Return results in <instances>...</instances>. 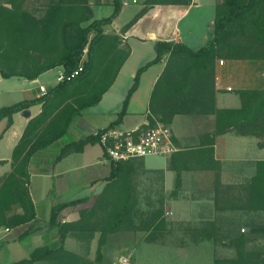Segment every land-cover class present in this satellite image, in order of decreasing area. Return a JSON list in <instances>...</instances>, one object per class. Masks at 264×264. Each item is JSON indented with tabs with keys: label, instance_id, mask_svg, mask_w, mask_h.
Listing matches in <instances>:
<instances>
[{
	"label": "trees",
	"instance_id": "obj_1",
	"mask_svg": "<svg viewBox=\"0 0 264 264\" xmlns=\"http://www.w3.org/2000/svg\"><path fill=\"white\" fill-rule=\"evenodd\" d=\"M27 2L5 0L0 3V78L32 81L60 67L64 79L44 95L36 98L32 92L24 93L22 101L0 107V121L5 120V131L11 126L14 114L41 105L40 113L29 120L12 150L10 172L0 177V228L12 230L26 225L17 236L18 240L39 230L33 226L37 211L44 204H34L31 200L28 190L30 162L36 154L61 140L72 120L84 109L100 101L129 56L128 49L119 48L118 35L104 34V27L112 25L121 11V0H94L96 6L112 8L109 16L100 19H93L89 0H49L38 16L25 8ZM190 2L143 0V8L122 27L121 33L153 6H188ZM154 50L155 57L135 72L122 107L109 126L121 123L141 74L163 60V71L149 100L150 125L155 119L169 126L176 115L211 116L214 122L212 137L231 132L235 136L257 138L260 140L258 147H264V87L237 90L239 107L222 109L216 108L214 89L216 60L260 61L264 67V0L217 2L213 36L208 45L198 50L172 41H158ZM75 71L77 75L67 80ZM86 144H97L96 138L92 135L66 143L51 163L81 152ZM209 153L212 155V149ZM138 161L110 162L106 184L92 201L81 199L52 206L46 229L56 230L54 247L33 248L27 258L12 264H103L102 249L110 235L142 228L135 224L134 214L138 205L135 181ZM263 176V163L258 162L255 178L260 183L261 197ZM88 201L91 205L79 210L76 221H57L65 208ZM163 221L160 207L147 215L144 228L156 229ZM257 234L264 235V225L230 238L234 257L230 260L216 258L214 264H264V243H255L257 240L253 236ZM67 239L82 244L86 254L67 250ZM93 241L96 247L91 259L89 251Z\"/></svg>",
	"mask_w": 264,
	"mask_h": 264
},
{
	"label": "crops",
	"instance_id": "obj_2",
	"mask_svg": "<svg viewBox=\"0 0 264 264\" xmlns=\"http://www.w3.org/2000/svg\"><path fill=\"white\" fill-rule=\"evenodd\" d=\"M46 1L45 4L49 0ZM219 1L221 0H210L205 5L208 11L206 10L204 17H200L204 5L191 0L188 6H153L125 33H121L125 24H118L117 18L110 29L104 30L106 35L120 37L119 48L128 49L129 56L100 101L84 109L72 120L67 134L61 140L36 154L30 162L28 190L31 200L34 204L44 203L37 211V221L33 226L39 230L18 240L17 236L26 225L8 232L5 228H0V252L4 250L10 257L11 246L18 244L28 255L32 249V246H27L29 240L30 245L38 243L37 247H54L56 230L46 229L52 206L81 199L92 201L104 188L110 172L109 164L102 161V150L98 144H86L81 152L71 153L52 164L58 151L66 143L94 135L116 119L133 83L135 72L155 57L154 46L158 41L182 43L194 51L208 45L213 36L215 5ZM89 4L94 9L103 6L94 5V0L93 4L89 0ZM123 5L126 6L125 3ZM191 12L195 14L193 21L184 23ZM146 20L159 21L156 32L149 31L146 36L135 34L137 27ZM133 44L144 46L147 52L136 54ZM164 64L165 61L162 60L141 74L138 87L131 95L126 114L119 124L121 127L133 128L149 122L150 96ZM39 77L32 81L16 79L9 87L18 96L15 103L22 101L24 93L32 92L36 98L41 96L36 89L37 85L43 84ZM8 79L0 78V82ZM263 87L262 62L224 60L220 65L219 60L215 61L216 108H237L240 104L237 90ZM28 110L29 118L22 117L20 113L14 114L11 126L5 131L6 122L0 121V177L10 172L12 150L29 120L40 113L41 105H34ZM169 127L178 151L169 157L140 159L136 168V177L143 175L148 189L162 187L164 221L156 229L142 227L110 235L102 249L103 264H117L118 258L123 256L130 257L128 264H146L152 255L149 252L151 250H164V254L172 251L174 257L181 258L183 264H214L216 258L230 260L234 257V250L229 245L230 238L241 233L247 234L254 226L264 225V176L262 197L260 183L255 178L257 163L262 162L264 167V147H258L260 140L235 136L231 132L212 137L214 122L211 116L176 115ZM94 145H98L100 150H96ZM210 149L212 155L209 153ZM135 181L137 185V178ZM78 188L82 190L78 191ZM87 189L84 196L77 194ZM151 194L148 196L153 198L154 190ZM91 201L65 208L59 213L57 221H76L79 210L89 207ZM162 253L157 258L162 257ZM16 261L19 260L14 262ZM156 264L169 263L161 261Z\"/></svg>",
	"mask_w": 264,
	"mask_h": 264
},
{
	"label": "rangeland",
	"instance_id": "obj_3",
	"mask_svg": "<svg viewBox=\"0 0 264 264\" xmlns=\"http://www.w3.org/2000/svg\"><path fill=\"white\" fill-rule=\"evenodd\" d=\"M126 0H121L122 2V7L123 9L121 10L120 14L117 17V22L118 24H127L132 17L140 10L143 8V0H135L134 2L132 1H128L126 4V6H124V2ZM198 2H200L201 4H203L204 6L201 9V16L200 17H204L207 14L208 11V7L205 6L208 4V2H210V0H196ZM5 0H0V3H4ZM45 2H47L46 0H43V2H41V0H28V2L25 4V8L30 11L31 13L35 14L36 16L39 15V11L42 9V7L45 4ZM92 4H93V0H91ZM95 8V7H94ZM93 9V17L94 19H100L103 17H107L111 14L112 12V8L111 6H99L96 9ZM207 10V11H206ZM192 12H195V10H193ZM191 14L189 16H187L185 18V20L183 21L184 23H189L192 22L194 19L195 14ZM158 20L156 21H144L142 24H140L137 29L135 30V34L137 35H142V36H146L147 32L149 31H153L154 33L156 32V25L158 24ZM87 24V23H86ZM85 25V24H84ZM105 29H110V25H108L107 27H104ZM92 37V34L89 36V38ZM133 47L135 48L134 50L136 51V54H144L147 52L146 48L144 46H140V45H135L133 44ZM135 54V55H136ZM82 60H85V56L83 57ZM135 61V58L134 60ZM220 61V60H219ZM133 63V62H131ZM62 75V70L59 67H56L54 69H51L45 73H43L42 75H40L39 79L41 82H43L42 85H45V89L46 92L50 89L53 88L57 83V78L59 76ZM18 77H11L10 79L4 81V82H0V107L3 106H9L11 104H14L16 102V100H18V96H16L15 93H12L14 91H10L9 87L11 85H13L17 80ZM23 81V80H21ZM39 85L36 86V89L39 92ZM40 93V92H39ZM95 146V145H94ZM96 150H100L99 146H95ZM137 191H138V205L136 207V211H135V224L138 225V227H145L144 221L147 219V215L154 211L159 209L160 207L163 209V214H164V196H163V190L161 186H157V187H153L154 190V195L153 198H151L152 196H148L152 195L151 193H153V190L148 189V187L146 186V182L144 181L145 178L143 175H138L137 177ZM98 189V187L95 189V191ZM81 191V189L78 188V191ZM88 192V189L85 190V192H77L78 195L84 196L83 194H86ZM254 239L257 240V242H255L256 244L259 243V245L264 243V235H254L253 236ZM11 244V243H10ZM27 246H32V249L38 246V243H33L30 245V240L29 242H27ZM96 247V242L93 241L91 243L90 246V251H89V257L92 259L93 258V253ZM3 248V247H2ZM65 248L69 251L72 252H76L79 254H86V251L84 249V247L82 246V244L69 239L66 244H65ZM10 257L7 255V252L2 250L0 252V264H10L12 262H14L15 260H20L22 258H27L28 255L26 253V250H23V248H19L18 244H13L10 248ZM143 251V250H142ZM152 255L150 256V258H148V263L146 264H156V263H160L165 262V263H169L170 261L172 262L171 264H175L176 262L178 264H183L181 263V258H175L174 255L172 254V251H170L167 254H164V250H151L149 251ZM163 252L162 257H158L159 254ZM167 252V250L165 251ZM155 255V258H152ZM143 256V254L141 255ZM142 259V258H141ZM146 260V259H145Z\"/></svg>",
	"mask_w": 264,
	"mask_h": 264
},
{
	"label": "built area",
	"instance_id": "obj_4",
	"mask_svg": "<svg viewBox=\"0 0 264 264\" xmlns=\"http://www.w3.org/2000/svg\"><path fill=\"white\" fill-rule=\"evenodd\" d=\"M134 2L135 0H126ZM222 65L223 61H219ZM78 71H81L79 68ZM75 71L66 79L77 75ZM64 79L61 75L57 78L60 82ZM230 91V88H227ZM41 95L46 93L43 85L39 86ZM102 150V161L123 162L132 159L140 160L147 157H169L178 151L172 140V132L169 126L154 119V124L145 122L142 126L123 128L120 125L107 126L93 135ZM8 232V229H5ZM129 256L118 258L117 264H128Z\"/></svg>",
	"mask_w": 264,
	"mask_h": 264
},
{
	"label": "water",
	"instance_id": "obj_5",
	"mask_svg": "<svg viewBox=\"0 0 264 264\" xmlns=\"http://www.w3.org/2000/svg\"><path fill=\"white\" fill-rule=\"evenodd\" d=\"M20 115L24 118H29L30 117V112L29 110H23L22 112H20Z\"/></svg>",
	"mask_w": 264,
	"mask_h": 264
}]
</instances>
